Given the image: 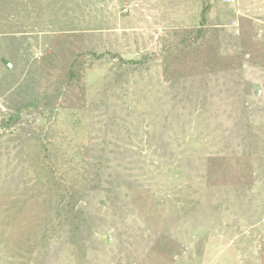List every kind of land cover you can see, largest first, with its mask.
<instances>
[{"label":"rangeland","instance_id":"rangeland-1","mask_svg":"<svg viewBox=\"0 0 264 264\" xmlns=\"http://www.w3.org/2000/svg\"><path fill=\"white\" fill-rule=\"evenodd\" d=\"M0 264H264V0H0Z\"/></svg>","mask_w":264,"mask_h":264}]
</instances>
